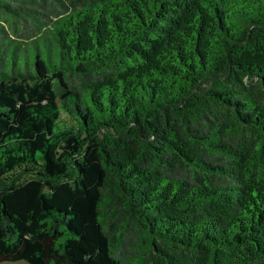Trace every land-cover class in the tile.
<instances>
[{
	"label": "trees",
	"instance_id": "trees-1",
	"mask_svg": "<svg viewBox=\"0 0 264 264\" xmlns=\"http://www.w3.org/2000/svg\"><path fill=\"white\" fill-rule=\"evenodd\" d=\"M17 261L264 264V0H0Z\"/></svg>",
	"mask_w": 264,
	"mask_h": 264
},
{
	"label": "rangeland",
	"instance_id": "rangeland-1",
	"mask_svg": "<svg viewBox=\"0 0 264 264\" xmlns=\"http://www.w3.org/2000/svg\"><path fill=\"white\" fill-rule=\"evenodd\" d=\"M0 264H28V263H26L25 261H17V262H1Z\"/></svg>",
	"mask_w": 264,
	"mask_h": 264
}]
</instances>
